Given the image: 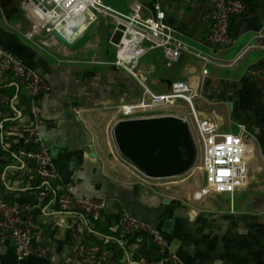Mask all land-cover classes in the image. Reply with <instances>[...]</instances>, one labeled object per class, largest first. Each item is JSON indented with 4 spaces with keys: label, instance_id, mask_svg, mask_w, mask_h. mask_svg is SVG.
I'll use <instances>...</instances> for the list:
<instances>
[{
    "label": "crops",
    "instance_id": "1",
    "mask_svg": "<svg viewBox=\"0 0 264 264\" xmlns=\"http://www.w3.org/2000/svg\"><path fill=\"white\" fill-rule=\"evenodd\" d=\"M98 1L113 10L114 17L104 25L95 24L100 36L84 39L82 34L68 44L49 30H31L26 0H0V46L50 85L39 105L43 142L57 172L53 188L105 198L106 219L127 214L148 223L169 239L186 264H264V83H253L247 75L250 66L264 67V0H238L245 11L231 21L236 42L219 51L209 49L205 42L211 26L205 0H161V18L172 27L173 45L180 51L178 63L174 71L164 73L162 52L156 64L153 54L158 49H153L136 66L145 81L155 86L147 89L184 94L188 100H183L200 122L217 130L226 122L231 127L226 133L242 139L250 181L232 193L211 192L200 198L195 192L181 193L163 180L144 177L114 147L111 125L124 118L119 105L141 94L128 99L134 83L117 75L129 71L117 65L109 71L94 70L95 55L85 50L90 45L99 47L107 36L110 41L122 21L143 27L153 17L148 12L151 0H132L122 8ZM100 73L106 77L95 76ZM4 86L0 85V91L12 92ZM16 106L20 116H14L12 130L6 124L0 133V191L5 199L19 202L34 199L29 190L34 169L27 164L21 170L20 162L11 159L3 145L17 148L22 130L31 121L26 103ZM147 115L138 111L133 116ZM2 135L7 136L3 139ZM36 219L40 230L35 239L47 248L46 256L18 259L9 244H0V264H78L74 218L47 210ZM116 231L105 234L115 237ZM115 252L118 256L106 264H121L123 250L116 248ZM129 253L136 256L139 252Z\"/></svg>",
    "mask_w": 264,
    "mask_h": 264
},
{
    "label": "built area",
    "instance_id": "2",
    "mask_svg": "<svg viewBox=\"0 0 264 264\" xmlns=\"http://www.w3.org/2000/svg\"><path fill=\"white\" fill-rule=\"evenodd\" d=\"M49 1L47 5L42 0H26L31 30H49L68 44L87 32L100 17H114L112 11L98 0ZM205 1L211 21L205 39L207 47L219 51L232 46L236 39L231 21L244 13V5L238 0ZM148 12L153 18L143 27L121 22L125 29L116 46L115 64L132 73L141 57L153 49H160L162 69L172 72L178 63L180 51L173 45L172 27L161 18V0H151ZM247 75L253 83H264L263 66H250ZM3 83L12 92L0 91V133L5 130L6 124L7 129L12 130L14 116H20L17 103L25 102L31 117L30 123L21 132L19 146L3 145L9 150V157L20 162L21 170L27 164L33 167L29 190L33 192L34 199L27 197L24 201L14 202L5 199L0 191V244H9L18 259L44 258L47 248L35 239L40 230L36 216L49 210L74 218L78 264H106L109 259L118 256L116 248L123 250L121 264H186L171 248L169 239L148 223L127 214L106 219L103 216L107 206L105 198L56 191L52 184L56 181L57 172L43 142L39 105L40 98L50 92V85L20 58L0 46V85ZM179 98L188 100L181 93L158 94L146 88L143 95L119 105V108L124 118L134 117V113L141 109H153ZM196 127L198 134L192 131V127L191 132L197 153L201 151L204 185L195 195L200 198L211 192L232 193L244 187L249 174L240 136L220 132L197 118ZM6 136L1 137L4 139ZM12 168L18 169L16 165ZM111 229H117V236L105 234ZM129 250L139 253L130 256Z\"/></svg>",
    "mask_w": 264,
    "mask_h": 264
},
{
    "label": "water",
    "instance_id": "3",
    "mask_svg": "<svg viewBox=\"0 0 264 264\" xmlns=\"http://www.w3.org/2000/svg\"><path fill=\"white\" fill-rule=\"evenodd\" d=\"M124 29L117 25L111 44H119ZM110 135L121 158L153 180L185 175L198 156L189 121L174 114L120 118L111 125Z\"/></svg>",
    "mask_w": 264,
    "mask_h": 264
},
{
    "label": "rangeland",
    "instance_id": "4",
    "mask_svg": "<svg viewBox=\"0 0 264 264\" xmlns=\"http://www.w3.org/2000/svg\"><path fill=\"white\" fill-rule=\"evenodd\" d=\"M42 1L45 2L47 5H49L50 3L49 0H42ZM104 3L108 6L110 5L113 8H115L116 5L119 8H122L123 6L127 4H132V0H104ZM132 8L133 7H130L131 11H132ZM119 10L126 11L127 9H119ZM108 18H112V17H100L99 20L95 24H99L101 22L100 24L104 25L105 23H107L106 20ZM95 24H93L85 34H83L84 39L91 37V36H95V35L100 36V34H98L96 30H94L96 28ZM159 50L160 49L155 50L157 53L153 54L155 55L156 64H159L161 62L160 61L161 58L159 54L161 50L160 51ZM115 51H116V46L111 44L110 41H108V36L104 38L102 44L99 47H92L90 45L85 50L86 53L90 52L93 54V56L95 55V58H93V60H96V62L94 63L95 65H93L91 68L94 70L102 69L103 71H109V67L112 68V66L116 65L114 64L115 59H116L114 56ZM88 58L89 57H86V59ZM163 72L165 73L166 71L164 70ZM125 74H123L122 72V76L117 75V78L123 79V77L126 76L132 79L134 83L133 91L130 97H128V99L134 100L138 94L143 95L144 89L146 88L151 89V87L154 86L152 83L145 81L143 74L138 72V68L136 67L133 68L132 73L128 72L126 75ZM95 76L97 77L101 76V78L104 79L106 77V74L100 73V74H95ZM117 87H119V84H117ZM167 94H170V93H167ZM194 109L197 111V116H198V109L196 108V104H194ZM139 113L148 114L147 116L164 115V114H174L180 117L186 116L192 127V131L198 134L197 127H196L197 117H195L191 105L183 99L169 100L161 105L155 106L153 109H141ZM197 119L199 120V118ZM218 130L222 132H231V127L228 126L226 122H224L222 125H220V129ZM247 170H248L249 181H250L252 177V173L250 171L249 166H247ZM162 183H164V185H167V186L178 188L181 193H184V192L192 193V192H196L197 190H199L200 187L204 185V174H203L202 167H201V151H198V156L196 158L194 166L191 168V170L188 173L178 178L164 179Z\"/></svg>",
    "mask_w": 264,
    "mask_h": 264
},
{
    "label": "trees",
    "instance_id": "5",
    "mask_svg": "<svg viewBox=\"0 0 264 264\" xmlns=\"http://www.w3.org/2000/svg\"><path fill=\"white\" fill-rule=\"evenodd\" d=\"M115 56V55H114Z\"/></svg>",
    "mask_w": 264,
    "mask_h": 264
}]
</instances>
